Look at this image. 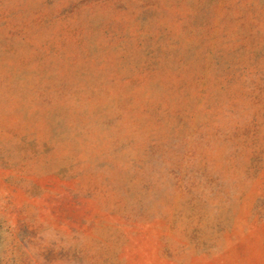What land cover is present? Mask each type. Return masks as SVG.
I'll return each instance as SVG.
<instances>
[{
  "label": "rangeland",
  "instance_id": "374dc122",
  "mask_svg": "<svg viewBox=\"0 0 264 264\" xmlns=\"http://www.w3.org/2000/svg\"><path fill=\"white\" fill-rule=\"evenodd\" d=\"M0 264H264V0H0Z\"/></svg>",
  "mask_w": 264,
  "mask_h": 264
}]
</instances>
